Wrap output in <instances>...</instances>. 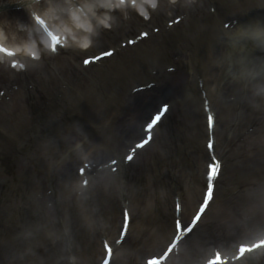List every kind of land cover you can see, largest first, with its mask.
Wrapping results in <instances>:
<instances>
[{
    "label": "rangeland",
    "instance_id": "obj_1",
    "mask_svg": "<svg viewBox=\"0 0 264 264\" xmlns=\"http://www.w3.org/2000/svg\"><path fill=\"white\" fill-rule=\"evenodd\" d=\"M45 6L49 10V4ZM22 18L4 22L10 36ZM259 18L261 22L256 21ZM250 22L258 23V40L264 44V10L246 20ZM244 23L232 31L228 48L241 53L239 61L245 66L239 62L232 74L220 71L217 57L207 63V72L218 69L217 78L214 71L209 77L217 85H213L212 108L219 123L216 153L223 158L224 170L214 182L215 199L207 215L170 264H200L214 246L233 252V237L254 239L264 234V52L258 42L247 47L251 34L246 36L245 29L255 30ZM129 28L134 27H125L109 40L99 39L95 50L134 32ZM166 52L174 54L172 47ZM134 62L122 71L115 61L102 70L90 67L87 76L70 72L68 66H52L55 69L49 71L41 63L30 64L22 76L29 93L0 100V165L5 164L3 169L0 166V253L5 264H11L9 260L13 264H99L102 236L115 241L123 208L133 214L131 236L116 247L113 264H143L171 239L176 198L182 202L178 216L184 222L195 212L206 182V164L193 130L204 114L199 95L193 92L172 105L166 124L174 130L171 137L156 141L170 147L148 149L132 163L121 162L117 174L91 179L85 187L79 182L78 168L88 163L87 157L95 152L112 155L117 150L114 139L124 137V129L137 125L150 107L149 100L139 102L138 94L130 93L137 86L131 74L137 73L132 69L139 56ZM153 65L144 66L145 81ZM247 67L251 73L242 75ZM60 82L70 88L64 86L63 91ZM4 87L0 79V90ZM232 97H237L231 102L234 107ZM44 98L52 106L59 104L53 112L43 106ZM96 98L107 100L113 110L103 115L93 106ZM127 104L131 113L118 110ZM225 108L232 110L226 113ZM235 119L237 126H233ZM236 143L237 147H229ZM257 257L246 264H264V256Z\"/></svg>",
    "mask_w": 264,
    "mask_h": 264
},
{
    "label": "snow or ice",
    "instance_id": "obj_2",
    "mask_svg": "<svg viewBox=\"0 0 264 264\" xmlns=\"http://www.w3.org/2000/svg\"><path fill=\"white\" fill-rule=\"evenodd\" d=\"M35 2V0H33ZM124 2V0H122ZM145 2L150 3L152 8L155 9L157 7L156 0H145ZM49 3H54V0H49ZM132 6L137 5V0H130ZM143 5V4H141ZM43 7V5H42ZM140 12L144 17L147 18L148 12L145 11L143 7L140 8ZM30 22H34L33 28L36 30L38 35H36V40H40L41 36L46 42V47L52 53H59L63 50V35L62 33L54 30L49 23L48 14L37 12L36 10H32L30 13ZM181 17L177 16L174 20H169V24L179 23ZM38 26V27H37ZM111 27V26H110ZM108 27V28H110ZM227 28L228 25H225ZM158 31V29H157ZM149 33L147 31H142L138 33L137 39L140 37H147ZM137 42L136 39H126V44H135ZM29 51L30 55L33 59L37 58L36 51L32 50V45H25ZM79 47L86 52V58L83 59L84 64H91L94 61H99L102 58L109 57L113 54L114 49L111 48H100L98 52L93 51L90 48V43L82 42L79 44ZM0 53L5 54L8 57H16L17 51L15 48H9L0 43ZM11 66L15 68L17 66V60L13 59L11 61ZM20 68L24 67V64L19 65ZM2 94V93H0ZM169 108V105L163 104L162 110L166 112ZM161 120V111L158 110L157 113L153 116H150L149 119L144 124V136L140 138V140L133 146L128 149L127 154L124 159L127 161H131L134 159L137 149L143 148L146 144H148L152 140V132L154 128L158 125V122ZM206 123L210 127L215 126V116L214 114H209L206 117ZM209 148L214 147V141H211L207 145ZM110 164L113 166L112 171H116V165L118 161L116 159H112ZM91 165L89 163H84L83 166L78 168V172L81 176H85L86 172L90 170ZM221 162L212 158L210 162L206 165L205 176H206V185L205 191L203 193L202 199L192 216L191 220L188 223L182 222L180 218L175 219L174 222V234L172 238L168 241L164 250L156 256L149 258L146 264H162V262L167 261L170 254L173 253L174 250L178 248L180 242L186 238L188 235L193 232L195 226L200 222L201 218L205 215L209 204L214 200L215 197V183L214 180L220 174ZM207 178H211L213 180L212 183L207 182ZM84 185H88V179L83 180ZM181 205H177L179 209ZM130 216L127 211L122 213V223L120 229V239L115 241L116 244L121 243V241L127 236L128 225L130 222ZM233 246L235 247V254L228 257L223 256L219 250H216L210 258H208L205 264H229V261H238L246 257L247 254L252 253L255 250L264 249V236L254 239H247L243 235L239 237L232 238ZM103 248L105 250V258L102 261V264H110L113 248L106 240L103 241Z\"/></svg>",
    "mask_w": 264,
    "mask_h": 264
},
{
    "label": "clouds",
    "instance_id": "obj_3",
    "mask_svg": "<svg viewBox=\"0 0 264 264\" xmlns=\"http://www.w3.org/2000/svg\"><path fill=\"white\" fill-rule=\"evenodd\" d=\"M129 3H130V0H124V2H122V0H112V2L102 4V7L107 8V9H122L126 6V4H129ZM135 7L139 8V10L141 7L144 8V6L141 4H137ZM110 19H111V16L109 15L108 12H105L102 15H97L96 16V25L97 26L110 27L111 26L109 23ZM87 27H88L89 31H92L91 25H87ZM5 39H7L5 32L2 28H0V40H5ZM73 39H77V38L73 37ZM82 42L91 43L90 36H85L83 38H80L78 44H80ZM15 49L17 52H20L23 50L22 47L19 45H16ZM39 55H40V52H39V50H37L36 56L39 57Z\"/></svg>",
    "mask_w": 264,
    "mask_h": 264
},
{
    "label": "bare ground",
    "instance_id": "obj_4",
    "mask_svg": "<svg viewBox=\"0 0 264 264\" xmlns=\"http://www.w3.org/2000/svg\"><path fill=\"white\" fill-rule=\"evenodd\" d=\"M79 7H81V4H78ZM157 92H161L162 94L166 93V90H161V91H157Z\"/></svg>",
    "mask_w": 264,
    "mask_h": 264
}]
</instances>
